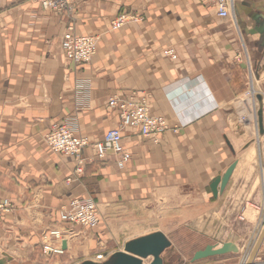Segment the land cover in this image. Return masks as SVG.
<instances>
[{
  "label": "crops",
  "instance_id": "1",
  "mask_svg": "<svg viewBox=\"0 0 264 264\" xmlns=\"http://www.w3.org/2000/svg\"><path fill=\"white\" fill-rule=\"evenodd\" d=\"M122 13L127 23L111 29ZM71 25L98 36L90 63L66 61L60 41ZM171 46L176 60L163 53ZM251 81L260 90L253 96ZM263 82L264 0H233L228 17L209 0H77L64 13L39 0H0V202L14 204L0 217V259L6 252L8 264H41L43 233L60 222L62 205L81 197L98 203L100 226L109 217L145 215L159 200L179 214L191 205L205 233L198 249L225 241L239 249L197 264H241L264 215ZM112 95L144 97L169 130L155 142L125 127L131 158L123 168L110 153L77 172L75 157L53 152L45 134L61 123L98 140L120 125ZM234 163L215 196L211 183ZM100 226L93 242L104 247L109 232ZM253 264H264V238Z\"/></svg>",
  "mask_w": 264,
  "mask_h": 264
},
{
  "label": "built area",
  "instance_id": "2",
  "mask_svg": "<svg viewBox=\"0 0 264 264\" xmlns=\"http://www.w3.org/2000/svg\"><path fill=\"white\" fill-rule=\"evenodd\" d=\"M45 10H52L56 13L71 11L77 0H39ZM213 3L220 17L231 15L233 0H209ZM129 20L127 13H122L114 18L110 28L117 30L122 28ZM98 36L78 34L74 26H69L64 32L60 41V48L67 62L76 65L90 63L97 53ZM164 55L173 60L178 58L175 47H167L163 50ZM253 77V73H251ZM252 79V78H251ZM254 81V78H253ZM264 88V82H263ZM257 90L252 81L248 94L256 95ZM263 91L261 90V93ZM108 104L117 109L120 114V125L108 129L98 140L91 142L88 136L77 134L67 124L53 123L45 134L47 146L55 153L75 157L77 172L83 170L87 160H104L110 153L117 156V165L123 168L130 160L131 153L123 144V129L130 127L138 129L146 138L159 142L166 131L169 130L167 118L161 114H155L144 97H118L112 95ZM90 147L92 155H82L84 149ZM264 170V164L262 165ZM14 210L13 202L5 198L0 202V217ZM60 222L49 227L42 237L41 253L43 257L50 260L67 254L71 243L82 237L86 231L96 229L103 221V214L98 203L92 198H72L59 210ZM84 231V232H82ZM67 243V248L63 247ZM111 254L99 253L93 259L96 262L106 261Z\"/></svg>",
  "mask_w": 264,
  "mask_h": 264
},
{
  "label": "rangeland",
  "instance_id": "3",
  "mask_svg": "<svg viewBox=\"0 0 264 264\" xmlns=\"http://www.w3.org/2000/svg\"><path fill=\"white\" fill-rule=\"evenodd\" d=\"M162 204L163 200H159V206L149 205L145 215L109 217L108 222L104 223V226H100L106 227L109 232L105 238L104 247L93 242L99 238L97 232L94 230L86 231V238L77 239L76 246L78 248H76L77 250L74 249L72 257L64 255L50 260L42 257L41 264H77L84 258L94 259L96 255L102 252L112 254L115 250L124 249L127 241L154 230H163L162 232L171 240V246L162 254L164 264H197V261L192 262L191 259L199 246L203 244L205 233L199 232L195 226L193 207L189 205L184 214H179L177 210L167 211V209H163ZM90 239H92V243L85 249L83 246ZM149 261L150 258L146 259L145 263H149Z\"/></svg>",
  "mask_w": 264,
  "mask_h": 264
},
{
  "label": "water",
  "instance_id": "4",
  "mask_svg": "<svg viewBox=\"0 0 264 264\" xmlns=\"http://www.w3.org/2000/svg\"><path fill=\"white\" fill-rule=\"evenodd\" d=\"M258 99L262 100L261 95H258ZM258 127L260 131H263V110L262 108L258 113ZM235 168V163L232 164L225 174L221 177H217L211 183V189L215 196L218 195L219 187L223 190L229 178ZM264 238V229L258 238L253 252L251 253L248 262L245 264H253V260L256 256V252ZM171 246V240L162 231L151 232L127 241L123 250L114 252L106 261L95 262L93 260H85L80 264H164L162 257L163 252ZM63 247L67 248V243L63 242ZM239 249L232 241H225L221 246L215 244H208L203 249L195 251L191 261L195 262L200 259H204L214 255H221L229 252H237ZM151 258L149 263H145L146 259ZM11 256L4 252L3 258L0 259V264H8V260Z\"/></svg>",
  "mask_w": 264,
  "mask_h": 264
},
{
  "label": "bare ground",
  "instance_id": "5",
  "mask_svg": "<svg viewBox=\"0 0 264 264\" xmlns=\"http://www.w3.org/2000/svg\"><path fill=\"white\" fill-rule=\"evenodd\" d=\"M253 78H254V76H253ZM253 85L255 86V82L253 83ZM252 95V94H251ZM253 96V95H252ZM255 97V96H254ZM261 107H263V105H259V104H257L256 105V109H255V112H256V116H257V120H258V113H259V110L261 109ZM259 128V127H258ZM260 130V129H259ZM263 229H264V215H263V218H262V221H261V225H260V228H259V231H258V234H257V237H256V240L254 241V243H253V245L250 247V249L246 252V254L244 255V257H243V259H242V262H241V264H245L246 262H248V260H249V257H250V255H251V253L253 252V250H254V247H255V245H256V242H257V240H258V238L260 237V235H261V233H262V231H263ZM223 244V243H222ZM218 245L216 244V247H217ZM259 249V248H258ZM123 250V249H122ZM258 251V250H257ZM114 253V252H113ZM112 253V254H113ZM257 253V252H256ZM111 254V253H110ZM111 254V255H112ZM87 260H93V259H87ZM150 260H151V258H150ZM96 262V261H95Z\"/></svg>",
  "mask_w": 264,
  "mask_h": 264
}]
</instances>
